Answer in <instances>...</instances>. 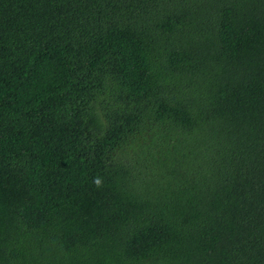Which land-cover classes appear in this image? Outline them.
<instances>
[{"label": "trees", "instance_id": "trees-1", "mask_svg": "<svg viewBox=\"0 0 264 264\" xmlns=\"http://www.w3.org/2000/svg\"><path fill=\"white\" fill-rule=\"evenodd\" d=\"M0 264H264V0H0Z\"/></svg>", "mask_w": 264, "mask_h": 264}, {"label": "clouds", "instance_id": "clouds-1", "mask_svg": "<svg viewBox=\"0 0 264 264\" xmlns=\"http://www.w3.org/2000/svg\"><path fill=\"white\" fill-rule=\"evenodd\" d=\"M97 185H99L100 181L97 179L94 181Z\"/></svg>", "mask_w": 264, "mask_h": 264}]
</instances>
